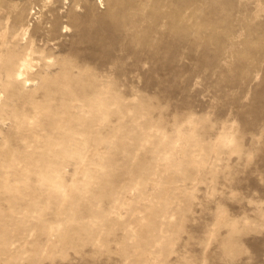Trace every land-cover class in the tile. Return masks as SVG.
Masks as SVG:
<instances>
[{
  "label": "rangeland",
  "instance_id": "obj_1",
  "mask_svg": "<svg viewBox=\"0 0 264 264\" xmlns=\"http://www.w3.org/2000/svg\"><path fill=\"white\" fill-rule=\"evenodd\" d=\"M0 264H264V0H0Z\"/></svg>",
  "mask_w": 264,
  "mask_h": 264
}]
</instances>
